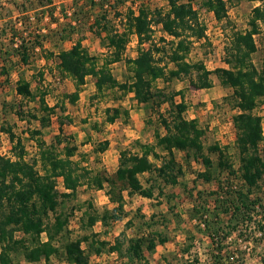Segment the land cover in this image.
I'll list each match as a JSON object with an SVG mask.
<instances>
[{
  "label": "trees",
  "instance_id": "16d2710c",
  "mask_svg": "<svg viewBox=\"0 0 264 264\" xmlns=\"http://www.w3.org/2000/svg\"><path fill=\"white\" fill-rule=\"evenodd\" d=\"M54 1L29 0V3L31 8L34 5L48 7ZM192 1L166 0V9H151L146 4H139L135 8L127 7L122 13L123 29L116 28L109 20L101 23L100 18H107L106 10H98L100 13L97 16L100 18L91 22L93 15L85 6L79 12L74 10L71 22L67 19L61 24L59 20L52 19L60 27L52 33L59 45L72 40L75 33L84 30L82 25L89 22L87 29L102 38L103 44L110 50L109 57L100 63V58L88 53L84 47L82 36L68 49L60 47L57 53L51 51L50 55L57 59L59 73L73 80L75 91L65 94L62 105L57 103L55 106H49L45 100L47 94L41 92L40 110L44 114L40 116L27 111L24 115L19 109L16 111L18 115L23 120L36 119L42 127L47 126L57 108L65 110L66 102L75 103L79 99L81 87L89 76H93L97 91L95 97L105 94L109 89H120L125 94L132 93L138 104L152 102V106L158 109L167 105L165 112L160 113L165 132L161 134L156 131V140L152 143L137 140L136 151L122 149L115 175L107 176L100 172L93 174L87 167L80 166L72 158L77 150L74 145L66 146V154L62 156L57 152L55 144L45 141L41 129L29 132L36 141L38 155L32 162L28 161L22 139L11 126L2 125V131L12 143L13 157L0 153V264H13L12 254L15 252H22L28 262L63 257L74 264H92L83 249L84 241L89 242L95 254L102 255L104 251L119 254L123 259L121 264H149L145 250L151 251L159 243L165 244L168 241L165 234L153 229L148 234L128 239L125 250V242L120 237L113 243L106 239H93L89 235L69 239L61 245L55 240L68 225V218L57 212L60 198L70 199L82 185L105 189L110 201L115 204L112 210H106L102 214L97 211L87 213L88 226L92 228L98 221L108 226L111 221L122 219L126 204L125 192L129 195L140 194L149 199L161 196L164 185L160 187L156 184L158 180L164 184H178L179 178L188 172L187 168L191 170L192 159L204 165L203 170L194 171L195 182L215 180L213 161L205 154V131L198 119L186 117L189 105L185 99V91L167 93L163 87L156 86L159 79L169 82L188 78L193 87L208 89L213 86L211 75L215 74L223 86L232 89L230 99L236 110L233 116L236 128L234 143L240 166L236 169L224 149L215 145L213 150L219 156L218 170L226 171V175L217 179L215 189L208 192L198 190L196 205L190 211L191 218L198 219L199 226L204 225L211 238V255L205 264H220L225 259L227 249L235 247L236 239L244 240L245 226L249 227L248 238L253 234L251 229H255L259 237H264L263 221L254 220L255 216H261L264 220L261 195L264 189V150L260 149V144L264 141V122L255 112L260 103L264 104V59L260 68L253 62V54L258 51L256 36L264 29V0H249L260 3L251 10L248 27L230 33L225 47V62L230 67H218L214 70L208 69L203 61L191 62L188 59L193 45L206 39V26ZM202 6L213 12L220 22L228 17L226 0H203ZM158 25H161L166 37L155 38L154 27ZM37 32L41 30L38 29ZM133 35L137 41V55L125 58L130 76L128 80L120 82L109 65L124 59L123 52ZM35 38L34 40H38L40 37ZM28 44L23 42L17 47L20 51L19 61L24 64L28 63L29 49L35 50L37 46L44 48V40H38L30 46ZM16 91L22 99L36 98L31 83L24 78L18 80ZM176 96L180 97L179 101ZM105 112L107 123H114L122 114L119 107H107ZM124 114L128 115V112L125 111ZM57 138L60 141V136ZM108 146V140L101 141L96 151L103 153ZM176 150L184 152L183 161L177 159ZM155 160H160V163ZM145 174H149L145 179L146 185L140 178ZM60 178L65 189L63 192L58 189ZM155 188H158V195H155ZM89 206L92 207V204L89 203ZM51 213L54 214L53 219ZM16 232H21L23 236L17 238ZM191 246L185 245L183 256L190 253ZM198 260L195 257L189 264H199Z\"/></svg>",
  "mask_w": 264,
  "mask_h": 264
},
{
  "label": "rangeland",
  "instance_id": "374dc122",
  "mask_svg": "<svg viewBox=\"0 0 264 264\" xmlns=\"http://www.w3.org/2000/svg\"><path fill=\"white\" fill-rule=\"evenodd\" d=\"M202 1L193 0L192 3L206 26V39L193 45L188 59L191 62L203 61L210 70L230 67L225 62V47L229 42L230 33L233 30H244L248 27L251 10L258 1L226 0L228 17L223 22L218 21L213 12L204 8ZM139 4H146L151 9L167 8L166 0H125V2L124 0H55L48 7L34 5V8L30 7L29 0H0V153L2 155L13 157L12 143L8 135L2 131V125L11 126L22 139L26 147V159L31 162L37 158L38 151L36 141L29 132L33 129H41L45 141L48 144H55L57 152L62 156L66 154V146L74 145L77 150L72 158L78 161L80 166L87 167L93 174L100 172L107 176H114L122 149L136 151L137 140L152 143L156 140V131L161 134L165 132L161 125L160 113L165 112L167 105L158 109L152 106V102L138 104L132 93L125 94L120 89H109L105 94L95 97L94 94L97 91L93 76H89L85 85L81 87L79 99L75 103L66 102L65 110L57 108L45 127H42L36 119L23 120L16 112L21 109L24 115L27 111H33L41 116L44 114L40 110L41 92L47 94L45 100L48 105L55 106L57 103L62 105L65 94L75 91L73 80L59 73L57 59L50 55L51 51L57 53L60 47L68 49L82 36L84 47L88 53L99 57L100 63L104 58L109 57L110 50L103 44L102 38L87 29L89 22L82 25L85 27L83 31H80L83 32L82 34L73 33L72 40L59 45L58 41L52 37L54 36L52 33L60 27L52 19L59 20L63 24L72 17L74 10L79 12V9L85 6L93 15L91 22L100 18L97 16V13H100L98 10L101 9L102 12L106 10L107 18H100L101 23L109 20L116 28L123 29L122 13L127 7L135 8ZM38 29L41 32H37ZM154 30L156 39L161 36L166 37L161 25L155 26ZM36 36L40 37L38 40H44V48L37 46L35 50L29 49L28 63L20 62L18 45L28 42L30 46L38 41L34 40ZM256 39L258 51L253 54V62L260 68L264 59V29L256 36ZM168 49L169 46H167ZM123 53L124 59L109 65L120 82L128 80L130 76L125 58H133L137 55V41L134 35L131 36ZM157 57L165 56L157 55ZM21 78L31 83L36 94L35 99H22L17 94L16 86ZM211 78L213 86L208 89L193 87L188 78L174 79L169 82L159 79L155 84L163 87L167 93L185 91V99L189 105L186 117L198 119L205 131L203 137L205 154L213 161L215 180L195 182L194 171L203 170L204 165L192 159L191 170L187 168L188 172L179 178L178 184H164L158 180L156 184L160 187L164 185L161 196L149 199L140 194L129 195L125 192L126 204L122 219L111 221L108 226L98 221L92 228L88 226L87 213L97 211L98 214H102L106 210H112L115 204L110 201L105 189L99 190L82 185L70 199L60 198L57 212L68 218V225L56 237L55 241L58 245L85 235L93 239H106L110 243L120 237L125 242L123 247L125 250L128 239L148 234L153 229L165 234L168 241L165 244L159 243L151 251L145 250L149 264H189L195 257H198L199 264L206 263L211 255V238L205 231L204 225L199 226L198 219L191 218L190 211L196 205L197 191L208 192L215 189L217 179L226 175V171L218 170L219 156L213 147L217 145L224 149L236 169L240 166L238 150L234 143L236 128L233 116L236 110L233 109L232 99H230L232 89L223 86L215 74H212ZM175 98L177 101L180 100L179 96ZM107 107H119L122 111L121 116L114 123L105 122ZM125 111L128 115L124 114ZM255 112L263 118L264 122V104L260 103ZM104 140L109 141L107 150L103 153L97 152L98 143ZM260 149L264 150V141L260 144ZM184 156L183 151L176 150L179 161H183ZM155 161L160 163V160ZM148 176L149 174L140 176L145 185V179ZM236 180L239 181L238 178ZM58 189L60 192L65 191L61 178ZM262 191L264 203V189ZM155 195H158V188H155ZM53 218L54 214L51 213V219ZM260 219L264 223L261 216L254 217L256 221ZM251 230L253 236L248 238L249 227H244V240L238 241L239 238H237L235 247L227 249L224 254L225 259L219 262L220 264H264V237H259L255 229ZM15 235L17 238L23 236L21 232H16ZM43 238H46L45 234ZM188 244L192 245L190 253L183 256V248ZM83 249L92 264H121L123 261L117 253L110 254L104 251L102 255L95 254L88 241L83 242ZM235 253L242 261H239L240 258ZM12 257L13 264H74L63 257H52L50 261L28 262L22 252L13 253Z\"/></svg>",
  "mask_w": 264,
  "mask_h": 264
},
{
  "label": "crops",
  "instance_id": "0c3cea01",
  "mask_svg": "<svg viewBox=\"0 0 264 264\" xmlns=\"http://www.w3.org/2000/svg\"><path fill=\"white\" fill-rule=\"evenodd\" d=\"M260 2L258 1L257 5L259 4ZM256 6V5H255Z\"/></svg>",
  "mask_w": 264,
  "mask_h": 264
}]
</instances>
